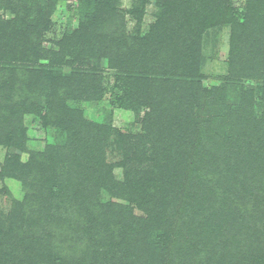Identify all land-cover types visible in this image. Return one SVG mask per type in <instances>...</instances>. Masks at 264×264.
<instances>
[{"label": "trees", "instance_id": "16d2710c", "mask_svg": "<svg viewBox=\"0 0 264 264\" xmlns=\"http://www.w3.org/2000/svg\"><path fill=\"white\" fill-rule=\"evenodd\" d=\"M211 2L167 10L169 22L157 25L129 60L128 83L119 84L125 94L110 98L119 108L135 110L141 100L148 108L146 135L136 138L145 144L134 154L133 170L124 165L123 181L103 163L109 131L83 118L68 120L71 147L5 161L1 177L19 178L28 191L12 215L20 227L28 222L26 238L0 229V255L8 264H264V113L256 120L252 100L241 99L233 114L236 123L246 115V123L208 139L206 122L183 111L202 85L193 44L183 39ZM215 3L233 26L229 82L244 76L261 80L264 90V0L251 1L243 24L231 5ZM15 23L0 19V138L19 145L21 132L10 131L29 100L1 65ZM247 27L263 29L262 36ZM34 35L26 37L29 50L37 49ZM206 92L224 101L222 87ZM57 114L44 119L59 120ZM101 190L115 191L126 205L102 204Z\"/></svg>", "mask_w": 264, "mask_h": 264}, {"label": "rangeland", "instance_id": "374dc122", "mask_svg": "<svg viewBox=\"0 0 264 264\" xmlns=\"http://www.w3.org/2000/svg\"><path fill=\"white\" fill-rule=\"evenodd\" d=\"M217 1L220 0H212L209 10L203 12L205 18L189 25L188 36L183 39L186 44H193L191 52L201 76L196 81L202 84L197 96H191L183 105V111L199 118L198 122H206L208 139L223 129L232 133L237 129L231 128L233 124L246 123L242 118L246 115L241 114L240 122L236 123L237 117L233 114L244 100H252L251 110L256 120L264 113L261 80L242 76L229 82L233 26L223 12L224 7H219L220 11L215 9ZM224 1L231 5L240 17L238 22L243 24L252 0ZM184 5L190 6V0H0L2 22L15 20L18 23V29H12L14 33L9 36L11 45L7 52L2 48L5 62L1 65L9 70L17 94L29 100L27 108H20L15 126H10V132H21L22 143L12 144L0 138V174L10 158L26 161L30 154H43L57 145L71 147L68 120L74 117L105 126L109 131L103 163L106 169L112 170L117 181H123L124 165L129 164L128 170H133L134 154L136 150L142 151L141 146L145 144L136 138L146 135L144 122L148 108L143 106V100L135 110L119 108L110 104V98L113 94H125L127 88L120 89L119 84L123 78L128 83L127 69L132 66L129 60L141 53L143 41L157 25L161 29L169 22L165 12L171 10L176 14L175 10L181 11ZM259 25L263 24L259 22L255 26ZM247 28L249 33L256 35L258 31L262 36L263 29ZM32 35L37 49L29 50L26 37ZM161 75L164 76L162 71ZM221 87L226 90L224 101L217 103L216 97L206 91ZM51 112L58 113L59 120L53 116L44 119ZM27 192L19 178L0 175V229L23 239L28 222L20 227L12 215L16 204H25ZM114 194L115 191L101 190L102 204L126 205ZM8 261L0 255V264H8ZM36 264L46 263L40 259Z\"/></svg>", "mask_w": 264, "mask_h": 264}]
</instances>
